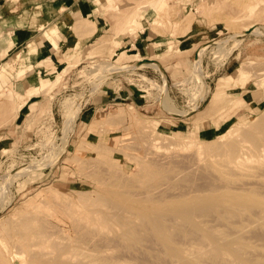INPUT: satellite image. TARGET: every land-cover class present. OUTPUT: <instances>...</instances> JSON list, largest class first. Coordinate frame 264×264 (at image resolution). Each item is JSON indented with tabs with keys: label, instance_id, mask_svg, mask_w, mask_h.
Listing matches in <instances>:
<instances>
[{
	"label": "rangeland",
	"instance_id": "1",
	"mask_svg": "<svg viewBox=\"0 0 264 264\" xmlns=\"http://www.w3.org/2000/svg\"><path fill=\"white\" fill-rule=\"evenodd\" d=\"M150 6H158L156 13H148L146 9ZM95 10L89 34L97 46L82 57L77 52L56 64H33L29 73H34L38 82L24 92H18L10 81L16 72L8 70V64H0V128L5 127L6 131L0 138V189L4 194L0 196V221L14 219L15 223L25 216L24 212L45 215L48 211L39 210L40 214L35 209L26 211L24 203L39 202V192L47 187L56 189L67 203H76L72 210L82 212L83 204L99 205L101 197L106 196L103 192L112 189L123 193L127 189L148 190L151 185L157 189L162 185L164 189L165 179L164 183L158 180L160 184H154L139 175V161L143 164L157 159L163 169L171 168L168 173L164 169L163 175L169 176L194 157L190 149L184 151L177 144L178 140L180 143L204 139L214 143L217 137L228 134L229 129L235 135L245 123L258 122L264 116V31L263 34L252 31L255 27L264 29V0H111L106 7ZM143 10L145 17L139 19L138 12ZM99 17L103 23L96 28ZM87 21H81L83 28L87 27ZM128 34L135 38L150 37L152 51L147 53L139 43H122V37ZM30 50L29 47L28 53ZM133 64L144 67L129 70ZM64 65L67 70H63L62 77L53 78L56 66ZM106 65L113 68H106L105 72L101 67ZM241 66L247 69L244 74L238 73ZM137 73L155 84L140 80ZM27 91L33 95L18 108L15 93ZM252 96L256 102L246 105ZM102 97L107 100L106 105H98L93 117L86 116L84 107L100 102ZM68 100L73 102L69 109L65 108ZM76 108L79 111L75 115ZM141 123L156 125L149 133L142 126L144 131L141 130ZM153 140L158 142L156 147ZM81 141L88 144L77 149ZM200 155L211 159L205 153ZM121 180L128 183L124 185ZM247 181L250 179H243ZM123 211L130 213L129 209ZM123 211L119 221H107L111 226L105 223L110 235L119 233L120 226L123 229L122 221L133 219ZM56 216L49 215L47 219L56 221L64 229L62 234L65 232L72 243L77 242L81 226L75 224L74 229V218L65 211ZM3 226L0 225V232L5 236ZM114 227L117 229L113 230ZM4 236L0 238L3 253L0 258L5 260L0 259V264H22L18 259L11 260L13 249ZM104 246L103 253L117 248ZM121 248L127 253L126 247ZM146 248L152 249L146 245L136 256H145ZM125 253L120 254L123 263L133 255Z\"/></svg>",
	"mask_w": 264,
	"mask_h": 264
},
{
	"label": "bare ground",
	"instance_id": "2",
	"mask_svg": "<svg viewBox=\"0 0 264 264\" xmlns=\"http://www.w3.org/2000/svg\"><path fill=\"white\" fill-rule=\"evenodd\" d=\"M150 13H152L151 9ZM252 31L263 34L264 29L255 27ZM220 48L224 49V46L220 45ZM219 53L221 54V51ZM221 56L224 57L223 54ZM29 61L30 59L26 58V63ZM198 63L197 67H199ZM134 66L130 65L128 69H135ZM138 67L144 66L139 65ZM101 68L104 71L106 68L112 69L113 66L106 65ZM240 68L238 73L244 74L247 71L246 67L241 66ZM118 71L121 73V70L118 69ZM137 75L140 80L155 84L145 75L141 73ZM72 104L73 102L68 100L65 108L69 109ZM78 111L79 108H76L73 114L76 115ZM130 118L132 122V117ZM252 124L245 123L244 126L239 127L237 135L229 129L228 134L217 137L214 143H208L209 140L204 139H190L180 143L178 142L181 140H178L177 144L181 145L184 151L190 149L189 152H192L191 155L194 154L192 155L194 157L190 161L192 158L190 156L191 158L186 162L184 156L181 155L186 162L185 165H182L181 170L179 167L178 171L174 169L176 173L169 176L163 174L165 171L168 173L171 168L166 166L164 171L163 165L155 161L157 159L146 161L143 164L139 161V175L146 177L145 181L150 183H159L158 180H163L161 182L164 183L165 179L164 189L161 188L162 185L160 189L151 185V189L147 187L148 190L141 189L143 191L138 190V192L127 189L128 191L123 193L122 190L112 189L107 193L103 192L106 196L101 197L99 205L96 204L97 202L83 204V208L85 207L83 212L78 211L79 209L72 210L77 207V204L67 203V200H64L66 197L60 198L61 195L56 189L50 187L43 189L38 194L39 202L35 204L32 201H26L24 208L26 211L31 209L38 212L41 210L43 213L48 211L45 215L24 212V218H20V221H15V223L10 217L11 223L8 219L4 220L5 222L0 221V225H4L1 228L2 232H5V236L0 232L2 235L0 238L4 236V241L9 243L13 249L12 253L8 249V254L11 253V260L18 259L22 264H264V116L258 122L253 121ZM153 125L156 123H144L140 125V128L142 126L150 133ZM247 142L251 145H246ZM157 143L153 140L154 147L158 145ZM87 144L88 142L81 141L77 149ZM151 145L152 143L150 147ZM202 153L211 159H205L200 155ZM212 156L220 159L215 157L212 159ZM195 157L198 158L195 159ZM199 158H204V162ZM246 177L250 179V182H243ZM130 181L133 182V179ZM125 182L121 183L124 185L128 183V181ZM3 195V189H0V196L3 197ZM100 204L104 205L103 208ZM2 207H4L3 204ZM121 209L122 211L129 209V214L133 216V219L122 221L120 224L122 230L119 225L121 232L120 230L117 234L111 232L110 235L107 226L111 224L107 221L110 222L111 219L119 221ZM63 211L67 212L68 217L74 218V225L82 227H80L81 235H77L80 239L75 243L70 241L71 238L68 235H64L65 232L62 234L64 229L56 225V221L53 223L47 219V216H56L57 213ZM128 215H125L126 218L129 217ZM105 223L108 225L106 226ZM110 223H113V220ZM115 229L117 227L113 228ZM122 243L127 253L121 248ZM104 244L109 248H115L116 245L117 248L110 250L111 253L109 250V253H103ZM146 245L152 249L146 248V255L141 258L136 256L135 253L141 251ZM118 247L125 255L133 254L131 257L127 256L130 259L124 256L128 261L125 258H123L124 263L121 261L123 256L120 254L123 253L122 251L120 253ZM107 249L105 248V251ZM117 251L118 254H116ZM140 254L143 253L140 252ZM6 261L9 262V260Z\"/></svg>",
	"mask_w": 264,
	"mask_h": 264
},
{
	"label": "crops",
	"instance_id": "3",
	"mask_svg": "<svg viewBox=\"0 0 264 264\" xmlns=\"http://www.w3.org/2000/svg\"><path fill=\"white\" fill-rule=\"evenodd\" d=\"M103 1L106 2L105 5L102 4ZM110 1L0 0V64L1 66L8 64L7 69L16 72L10 81L14 83L16 89L19 90L18 92H24L31 84H37L38 80L35 74L29 73L33 64H56L65 60L68 55L77 52L82 57L95 47L96 40L92 39L94 37L89 34L91 21L94 20L95 8H104ZM157 7L150 6L146 10L150 13L151 9L152 13H156ZM146 10L138 12L139 19L145 17ZM81 19L88 20L87 27L85 25V28H83ZM99 19L100 21L96 22V28L103 23V19L100 17ZM81 32L83 33L80 35ZM149 38L148 36L135 38L132 37V34H128L122 37L121 42H130L132 45L139 43L147 53H150L152 47L150 48ZM132 40L134 41L132 42ZM52 41H54V44H52ZM29 47L31 50L28 53L27 49ZM26 58L30 59L29 63H26ZM65 66L59 68L56 66L53 78L58 76V79H60L65 73L63 72L67 67ZM53 78H51L50 83H52ZM15 94L19 101L18 108L33 95L31 91ZM106 101L102 97L100 102L95 101V103H91V106L84 107V113L89 118L93 117L97 112L98 105L105 104ZM133 101L136 103L135 100ZM253 102H256V100L252 96L251 100L246 102V105ZM4 129L5 127L0 128V138L6 134Z\"/></svg>",
	"mask_w": 264,
	"mask_h": 264
},
{
	"label": "built area",
	"instance_id": "4",
	"mask_svg": "<svg viewBox=\"0 0 264 264\" xmlns=\"http://www.w3.org/2000/svg\"><path fill=\"white\" fill-rule=\"evenodd\" d=\"M140 64H136L134 67H135V69L134 70H136V69H138V68H140V67H138Z\"/></svg>",
	"mask_w": 264,
	"mask_h": 264
}]
</instances>
